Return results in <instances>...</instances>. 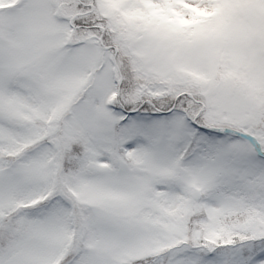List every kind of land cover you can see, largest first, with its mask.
Segmentation results:
<instances>
[{
    "label": "snow or ice",
    "instance_id": "snow-or-ice-1",
    "mask_svg": "<svg viewBox=\"0 0 264 264\" xmlns=\"http://www.w3.org/2000/svg\"><path fill=\"white\" fill-rule=\"evenodd\" d=\"M0 264H264V0H0Z\"/></svg>",
    "mask_w": 264,
    "mask_h": 264
}]
</instances>
